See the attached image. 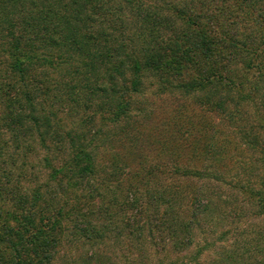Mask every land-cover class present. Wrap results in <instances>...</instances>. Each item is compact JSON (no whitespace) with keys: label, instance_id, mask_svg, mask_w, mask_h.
Wrapping results in <instances>:
<instances>
[{"label":"rangeland","instance_id":"obj_1","mask_svg":"<svg viewBox=\"0 0 264 264\" xmlns=\"http://www.w3.org/2000/svg\"><path fill=\"white\" fill-rule=\"evenodd\" d=\"M142 86L125 123L111 122L112 93L91 95L86 105L37 94L35 121L25 111L21 124L8 121L10 101L0 98V221L14 223L6 212L18 219L30 214L38 225L61 221L62 241L50 264H264V168L259 145L252 149L242 138L246 129L259 144L264 139V79L252 104L227 117L189 96L160 94L148 80ZM0 87L13 97L3 80ZM80 142L97 170L89 188L73 185L67 169ZM120 163L125 170L116 177ZM149 166L154 173L147 176ZM177 167L199 172L179 174ZM239 188L263 193L261 202ZM126 192L128 201L135 198L131 205L122 199ZM59 210L68 214L61 218ZM77 210L95 227L89 238L73 229ZM165 211L176 225H187L185 234H169Z\"/></svg>","mask_w":264,"mask_h":264},{"label":"trees","instance_id":"obj_2","mask_svg":"<svg viewBox=\"0 0 264 264\" xmlns=\"http://www.w3.org/2000/svg\"><path fill=\"white\" fill-rule=\"evenodd\" d=\"M156 1L0 0V81L13 94L9 98L7 89L0 87V98L10 101L4 116L21 124L27 111L35 121L37 94L62 103L68 98L76 103L79 98L86 105L91 95L112 93L111 122L125 123L131 97L141 92L145 80L160 94L189 96L226 117L244 103L252 104L257 84L264 79V0ZM242 135L250 148L259 145L256 150L264 168V139L259 144L246 129ZM250 137L255 141L251 143ZM85 147L80 142L67 163L77 188L92 186L97 173ZM120 164L122 169L113 170L116 177L125 170ZM140 171L134 172L135 178ZM174 172L199 171L177 167ZM144 173L154 172L149 166ZM142 177L139 181L145 184ZM127 194H121L122 199L131 205L135 198L128 201ZM249 194L261 202L263 193ZM148 195V203L155 207L153 193ZM111 196L116 205L117 197ZM194 201L190 198L193 206ZM77 212L73 229L89 238L95 227L87 215ZM167 213L161 220L169 234H185L187 225H176L178 220L166 218ZM6 214L14 223L0 221V264H50L62 241L61 221L49 219L38 225L30 214L21 219ZM66 214L57 212L61 218Z\"/></svg>","mask_w":264,"mask_h":264}]
</instances>
